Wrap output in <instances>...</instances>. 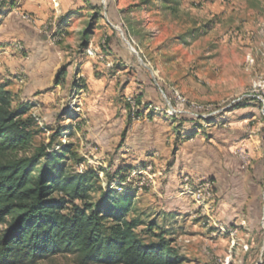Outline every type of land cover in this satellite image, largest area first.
<instances>
[{
  "label": "rangeland",
  "instance_id": "1",
  "mask_svg": "<svg viewBox=\"0 0 264 264\" xmlns=\"http://www.w3.org/2000/svg\"><path fill=\"white\" fill-rule=\"evenodd\" d=\"M54 1L0 0V84L28 107L29 154L68 147V173L99 178L93 203L131 189L138 232H169L183 264H264V0Z\"/></svg>",
  "mask_w": 264,
  "mask_h": 264
},
{
  "label": "trees",
  "instance_id": "2",
  "mask_svg": "<svg viewBox=\"0 0 264 264\" xmlns=\"http://www.w3.org/2000/svg\"><path fill=\"white\" fill-rule=\"evenodd\" d=\"M27 111L13 108L12 94L0 84V264H36L58 255H76L83 264H183L169 232L154 222L138 232L142 222L129 218L131 189L120 194L119 185L99 186L93 203L99 178L93 171L68 173V147L29 154L34 133L23 119Z\"/></svg>",
  "mask_w": 264,
  "mask_h": 264
},
{
  "label": "crops",
  "instance_id": "3",
  "mask_svg": "<svg viewBox=\"0 0 264 264\" xmlns=\"http://www.w3.org/2000/svg\"><path fill=\"white\" fill-rule=\"evenodd\" d=\"M54 2H56V0L54 1ZM79 3H81V5H82V2L81 1H79ZM90 4L92 5V6H97V4H96V2H90ZM56 5L59 7V9L60 10H57V8L55 9L56 11H57V13L60 15V13H67L68 11H70L71 9H72V5L70 4V1L69 2H67L66 0H58V4L56 3ZM78 5V4H77ZM53 10H54V8H53ZM52 10V11H53ZM105 16H107V15H105ZM67 25V22H66V19H64V18H62L61 20H59L58 22H57V27L60 29L61 27L62 28H64L65 26ZM61 28V29H62ZM225 224H228L229 222H224ZM228 245V244H227ZM231 247H233V245H234V241L233 242H231L230 244H229ZM229 246V247H230ZM227 247V246H226ZM252 247V246H251ZM257 252V251H256ZM224 256H226V253H224ZM223 256V257H224ZM247 256H249V255H247V253H246V251H245V253L243 252V254H242V256H241V258H240V260H239V262H243L244 260H245V258H247ZM255 257H257V255L255 256ZM258 257H261V252H259V255H258ZM227 261V260H226ZM253 261H255V258H254V260Z\"/></svg>",
  "mask_w": 264,
  "mask_h": 264
},
{
  "label": "built area",
  "instance_id": "4",
  "mask_svg": "<svg viewBox=\"0 0 264 264\" xmlns=\"http://www.w3.org/2000/svg\"><path fill=\"white\" fill-rule=\"evenodd\" d=\"M21 19H22L24 22H26V23H31V22H32L31 17H30V16H27V15H22V16H21ZM180 101H181L182 103L185 102V100H182L181 98H180ZM171 110H172V113H176L173 109H171ZM204 188L208 189V185L205 184V185H204ZM196 195H197L198 198L201 197V192H198Z\"/></svg>",
  "mask_w": 264,
  "mask_h": 264
}]
</instances>
